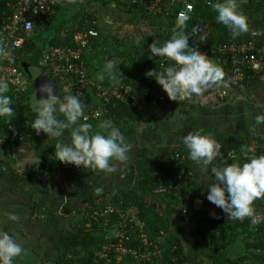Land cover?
Returning a JSON list of instances; mask_svg holds the SVG:
<instances>
[{"label": "trees", "instance_id": "trees-1", "mask_svg": "<svg viewBox=\"0 0 264 264\" xmlns=\"http://www.w3.org/2000/svg\"><path fill=\"white\" fill-rule=\"evenodd\" d=\"M193 3L194 11L184 31L189 36L190 45L194 44L201 53L207 55L215 46L232 42H252L257 48L264 46V35L253 37L244 33L233 38L224 25L215 21L216 13L204 5V0H195ZM236 3L238 10L247 16L250 29L264 30V0H236ZM3 6L4 3L0 1V10H3ZM63 7L72 11L70 16H60ZM177 9L178 7H173L165 9L161 15L148 16L141 0H136L134 4L131 0H113L110 3L101 0H79L76 5H71V0H62L59 5L53 7L52 16L44 22L42 28L35 27L31 38L18 55L21 58L30 47L37 49L34 46L36 37L44 40L42 48L37 49L41 51L49 47H72L73 37L81 30L97 31V37L89 42L91 50L84 52L81 58L87 76L108 87L107 78L99 81L96 77L103 70L105 63L112 61L120 73L117 85L127 87L130 94L122 101L109 99L105 104L107 113L100 120L81 119L78 123L90 124V132L95 134L104 121H109L125 136V143L128 144L136 136L139 120L147 111L146 106L140 107L138 102H130L131 95L141 97L147 94L150 103L153 95L162 90L148 73L151 70L159 72V62L162 58L149 59L148 47L152 43L162 46L170 39ZM196 25H200L201 31L194 33ZM201 35L204 37L203 41L199 39ZM95 62V65L91 64ZM170 63L175 64L174 61ZM15 64L19 71L26 75L28 87L23 92L9 90L6 93L12 100L14 118L10 122L4 121L0 124V139L3 140L0 148L14 149L21 142H28L37 150L43 162L49 157H53L51 164L59 162L54 158L56 140L48 138L42 132L36 135L30 126L35 117L30 100L38 85L27 76L19 63ZM41 73L45 79L43 71ZM45 80L54 83L48 78ZM256 82L253 80L251 84ZM58 119H64L63 115L58 114ZM69 134L70 130H65L60 139L69 142ZM252 138L259 146L264 139V132L256 131ZM241 150L242 147L236 150L238 156ZM44 165L45 163L40 167ZM160 190L163 192H159ZM199 191L189 176L186 179L173 178L167 183H161L155 176L139 174L137 184L127 193L121 194L116 199L117 204L111 207L130 215L133 221V231L129 232L131 239L126 244L128 247L139 245L137 237L140 228L150 241L162 249L163 254L161 260L157 259L151 263H137L126 259L122 264H264V197L254 201L255 213L260 215V222L256 225H253L249 218L238 221L227 218L225 213L209 218L206 217V210L189 216L182 215L176 204L178 197L189 192L197 195ZM203 194L207 196V189L203 190ZM207 203L211 208L214 207L206 198L204 205L207 206ZM94 206L91 201L84 225L89 223L91 229L109 230L111 224L117 221L118 215L108 216L107 224L102 219L94 222L89 219L90 215L105 208ZM186 212L188 213L187 210ZM183 221L185 225L173 233V225ZM162 231L164 236L160 235ZM99 249L101 245L93 254ZM232 253L236 257H231ZM172 259L176 262H172ZM100 263L105 264L104 261Z\"/></svg>", "mask_w": 264, "mask_h": 264}, {"label": "crops", "instance_id": "crops-1", "mask_svg": "<svg viewBox=\"0 0 264 264\" xmlns=\"http://www.w3.org/2000/svg\"><path fill=\"white\" fill-rule=\"evenodd\" d=\"M45 79L44 83H51ZM51 84L56 86L57 95V83ZM36 89L32 98L37 97ZM220 93H223L222 97H219ZM153 96H163L164 100L149 104L147 99L148 104L143 105L147 111L139 120L136 136L127 144L128 160L114 162L117 169L114 173L96 172L85 167L69 169L60 162L51 164L53 160L46 163L47 159L43 162L36 149V157L42 163L22 170L11 158L16 148H0V231L7 232L23 249L21 255L14 258V264H68V256L73 260H87L104 239L114 233L113 228L105 231L91 229L87 226L89 223L84 225L90 202L99 207L116 205V199L137 184L139 174H149L159 182L167 183L181 177V169L200 191L197 195L191 192L180 195L177 208L187 210L190 215L206 210L209 218L223 214L215 205L212 208L208 203L204 205L203 190H208L213 179L200 164L188 159L182 138L199 131L220 143V155L209 169L231 163L243 164L245 160L236 150L242 147L241 154L247 146H256L253 133L264 132V124L254 122L256 114L264 113V80L243 84L239 89L212 88L200 97L185 100H169L163 90ZM94 99L91 92L85 94L81 99L84 111L96 104ZM4 121L8 122L0 118V124ZM175 153L179 154L181 163L176 162ZM26 158L23 153L21 162ZM43 163L45 165L40 167ZM179 164L180 169L176 166ZM9 215L17 216L18 220H9ZM230 256L236 257L234 253Z\"/></svg>", "mask_w": 264, "mask_h": 264}, {"label": "clouds", "instance_id": "clouds-1", "mask_svg": "<svg viewBox=\"0 0 264 264\" xmlns=\"http://www.w3.org/2000/svg\"><path fill=\"white\" fill-rule=\"evenodd\" d=\"M209 7L216 13L215 21L224 25L233 38L249 33L252 36L264 35V30L250 29L247 16L238 10L236 0H208ZM188 14H178L172 28L170 39L162 46L149 45L150 56L174 61L175 65L164 67L163 72L151 70L149 77L167 94L169 100L200 97L207 90L226 86L223 69L213 63L204 53L190 45L189 36L185 33ZM196 25L193 32H200ZM204 40L203 35L199 38ZM0 56L11 61V50L0 48ZM119 71L114 62L105 63L103 70L97 74L99 81L107 78L113 85L119 83ZM9 84L0 80V118L9 122L14 117L12 100L8 93ZM38 92L41 96L34 104L32 111L35 117L30 126L40 135L56 140L54 158L62 164L77 168L85 167L96 172L114 173V162L128 160V145L125 136L109 121L100 125L95 134L90 132L91 125L78 123L84 117V106L77 95L66 94L59 98L54 87L45 83ZM62 114L64 119H58ZM256 125L264 124V113L254 116ZM65 130H70L69 142L60 139ZM187 149L188 159L201 165L213 179L207 190V200L221 209L227 218L243 221L249 218L252 224L260 222L254 209V201L264 197V155L251 156L243 164L231 163L223 167L209 166L220 155L221 145L209 135L197 131L188 133L182 138ZM8 219L17 221L18 217L9 215ZM23 249L7 232L0 231V264H14V258L21 255Z\"/></svg>", "mask_w": 264, "mask_h": 264}, {"label": "built area", "instance_id": "built-area-1", "mask_svg": "<svg viewBox=\"0 0 264 264\" xmlns=\"http://www.w3.org/2000/svg\"><path fill=\"white\" fill-rule=\"evenodd\" d=\"M4 3L3 10H0V48L11 50V61L8 58L0 56V80L6 81L9 84V90L23 92L27 89V79L24 78L15 63L20 62L18 52L21 51L33 34L35 27L43 26L45 21H48L53 14V7L59 5L62 0H0ZM104 3H110L113 0H101ZM136 0H131L134 4ZM143 8L148 16H157L163 14L165 9L178 7L175 13V20L178 14H188L190 17L194 11L195 0H141ZM204 5L209 7L208 0H204ZM106 20V19H105ZM97 31L81 30L73 37V46L68 48L49 47L44 50H39L38 66L43 71L46 78L55 81L58 86L59 98H63L66 94L77 95L80 100L87 92H91L96 100V104L84 111L83 121L100 120L107 112L105 104L109 99L122 101L126 95L130 94L129 89L123 85H113L108 80V87L102 83H95L86 75L85 68L81 65V58L84 52L91 50L90 40L96 38ZM254 37V36H253ZM208 58L213 63L221 66L224 72V80L226 86L239 89L243 84H251L252 81L264 80V46L257 48L252 42L235 43L232 42L226 45H218L211 49ZM161 64L164 67L176 66L170 61L159 62V72H163ZM178 67V66H176ZM223 93L219 94L222 97ZM148 95L143 94L141 97L131 95L130 102L135 104L138 102L142 107L147 102ZM164 100L163 96H157L152 99L151 104L160 103ZM149 103V104H150ZM62 115V114H61ZM0 139V144L2 143ZM264 155V139L258 145L247 146L240 154V157L247 161L248 157ZM236 155H233L235 157ZM177 163L180 162L178 153L174 154ZM69 169L77 167L64 164ZM180 169L179 166L176 165ZM180 174L183 179L186 175L180 169ZM179 177L180 179H182ZM178 179V178H177ZM182 215L188 216L190 213L183 208ZM111 214L118 215L117 221L111 224L114 233L111 237L105 238L101 244V249L97 253L92 254L87 260H73L68 256V264H122L126 259H131L137 263L152 262L161 260L163 251L157 244L149 240L148 236L141 230L137 237L139 245L128 247L126 244L130 242L129 232L133 231L132 219L130 215L124 214L119 210L107 206L103 211L93 212L89 219L97 222L102 219L105 224L108 223V216ZM259 218L260 215L256 214ZM185 225V221L180 224L173 225L172 232L175 233L180 227ZM256 225V224H253ZM89 227V224L87 225ZM164 236V231L160 232ZM114 241L111 242H106ZM176 262L175 259L171 260Z\"/></svg>", "mask_w": 264, "mask_h": 264}, {"label": "water", "instance_id": "water-1", "mask_svg": "<svg viewBox=\"0 0 264 264\" xmlns=\"http://www.w3.org/2000/svg\"><path fill=\"white\" fill-rule=\"evenodd\" d=\"M38 60H39V50L35 49L34 47H30L26 50L25 54L22 57L21 61V68L23 71L27 74V76L37 85H43L45 84L44 78L42 76L41 70L38 66ZM29 66L34 67V73L31 75L29 73ZM51 84V83H49ZM54 87V91L57 89L54 84H51ZM37 98L40 99L41 96L37 92ZM27 155V158L29 157V160L26 158L24 162H21L20 156L22 154ZM11 158L15 161L16 166L19 169L22 170H28L32 165L40 164L42 161L36 157L35 149L29 145L28 143H21L11 154ZM53 158L50 157L46 160V163H49V161H52ZM25 163V165L23 164ZM26 166V167H24Z\"/></svg>", "mask_w": 264, "mask_h": 264}, {"label": "rangeland", "instance_id": "rangeland-1", "mask_svg": "<svg viewBox=\"0 0 264 264\" xmlns=\"http://www.w3.org/2000/svg\"><path fill=\"white\" fill-rule=\"evenodd\" d=\"M79 2V0H71V5L72 4H74V5H76L77 3ZM72 11L68 8V7H64V9H63V11H62V14H60V16L61 17H64V16H70V13H71ZM47 33H48V31H47ZM43 39H41V38H38V37H36L35 39H34V45L38 48V49H40V48H42V43H43ZM29 73L32 75L33 73H34V70H33V68L34 67H30L29 66ZM23 76H24V78H26V75H24L23 74ZM36 93L38 92V86H36ZM39 93V92H38ZM38 100V98L36 97V96H34V98H32L30 101H31V105L33 106V104L36 102ZM6 119V118H5ZM7 120V119H6Z\"/></svg>", "mask_w": 264, "mask_h": 264}, {"label": "flooded vegetation", "instance_id": "flooded-vegetation-1", "mask_svg": "<svg viewBox=\"0 0 264 264\" xmlns=\"http://www.w3.org/2000/svg\"><path fill=\"white\" fill-rule=\"evenodd\" d=\"M20 144H21V143H20ZM20 144H19V145H20ZM19 145H18V146H19ZM18 146H17V147H18ZM17 147H16V148H17Z\"/></svg>", "mask_w": 264, "mask_h": 264}]
</instances>
